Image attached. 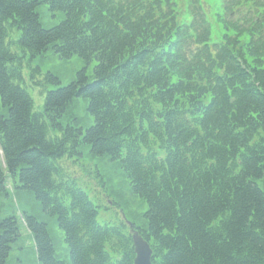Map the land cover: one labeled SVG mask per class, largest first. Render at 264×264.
Returning a JSON list of instances; mask_svg holds the SVG:
<instances>
[{
    "label": "trees",
    "instance_id": "16d2710c",
    "mask_svg": "<svg viewBox=\"0 0 264 264\" xmlns=\"http://www.w3.org/2000/svg\"><path fill=\"white\" fill-rule=\"evenodd\" d=\"M41 4L58 25L43 27ZM48 50L97 64L92 82L83 69L47 90L39 112L24 69L42 90L59 85L32 67ZM79 98L91 126L72 113ZM0 102V213L10 189L33 194L69 251L59 260L48 224L23 213L38 264H134L125 221L99 224L103 205L70 170L85 147L147 205L132 216L125 185L95 170L153 264H264V0H0ZM22 239L0 215V264L15 251L27 263Z\"/></svg>",
    "mask_w": 264,
    "mask_h": 264
},
{
    "label": "rangeland",
    "instance_id": "374dc122",
    "mask_svg": "<svg viewBox=\"0 0 264 264\" xmlns=\"http://www.w3.org/2000/svg\"><path fill=\"white\" fill-rule=\"evenodd\" d=\"M209 10L210 7H207ZM38 13L40 14V21L44 28H52L60 23L62 20V14H57L56 17L48 10L46 4H41L38 6ZM218 26L215 22H212V32L216 35ZM96 62L93 61L87 64L82 58L78 56H72L68 59L61 58L53 50H48L44 55L38 56L32 61V67H40L42 75L52 73L57 78H59V85H49L46 89L35 86L30 80V70L24 69V76L27 79V90L34 99L35 110L41 112L44 107V99L47 90H54L59 87H64L69 85L77 77V73L85 69L89 82L94 80V67ZM40 77L36 76V79ZM88 101L86 99L79 98L75 102V108L72 113L77 117L86 118L85 125L91 126L93 124V118L88 115L86 110ZM0 113L6 114L5 109L2 107L0 102ZM264 136V135H263ZM84 153V158L80 160L79 164H71L70 170L72 174L78 177L79 186L88 193L90 199L95 203H101L103 208L99 210L98 223L101 225H114L118 221V215H122L127 219L124 212H120L115 209L109 199L103 196V188L99 185L97 178L94 177V172L98 169L104 177L108 178L112 184L123 183L122 190L126 192L129 196H132L129 191V179L125 176L122 170L119 169L115 162H110L106 158H92L89 154L88 147L82 148ZM259 186L264 190V181H258ZM113 186V185H112ZM111 186V188H112ZM11 198H3L1 201V217L15 216L20 220V229L22 234V248L29 250L27 260L25 264H38L35 251L33 249L34 243L27 232L25 225L21 221V215L26 213L30 216H35L40 222H45L48 224L50 233L55 240V252L56 257L59 260L66 261L69 263V251L67 245L64 242L63 232L59 229L56 223V219L47 215L42 206L36 201L33 194L26 191H16L10 189ZM128 207L126 208L128 212L134 216L139 213H144L147 210V205L141 203L140 199L132 196L127 197ZM108 206L109 209H106ZM118 213V215H117ZM130 216L131 222L134 220ZM23 262V256L17 254L16 251L12 254L10 264H19L18 259ZM22 264V263H21Z\"/></svg>",
    "mask_w": 264,
    "mask_h": 264
},
{
    "label": "water",
    "instance_id": "95a60500",
    "mask_svg": "<svg viewBox=\"0 0 264 264\" xmlns=\"http://www.w3.org/2000/svg\"><path fill=\"white\" fill-rule=\"evenodd\" d=\"M123 218H125L123 216ZM130 227V233L133 239L135 260L134 264H153L152 263V250L139 232L133 227L130 222H127Z\"/></svg>",
    "mask_w": 264,
    "mask_h": 264
}]
</instances>
